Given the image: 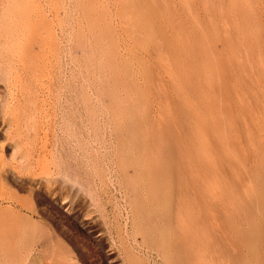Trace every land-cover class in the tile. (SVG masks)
<instances>
[{
  "label": "rangeland",
  "instance_id": "374dc122",
  "mask_svg": "<svg viewBox=\"0 0 264 264\" xmlns=\"http://www.w3.org/2000/svg\"><path fill=\"white\" fill-rule=\"evenodd\" d=\"M244 261L264 264V0H0V264Z\"/></svg>",
  "mask_w": 264,
  "mask_h": 264
},
{
  "label": "bare ground",
  "instance_id": "6f19581e",
  "mask_svg": "<svg viewBox=\"0 0 264 264\" xmlns=\"http://www.w3.org/2000/svg\"><path fill=\"white\" fill-rule=\"evenodd\" d=\"M102 1V0H101ZM121 1V0H120ZM12 4H13V2H11ZM98 3V2H97ZM118 3V2H117ZM124 3V2H123ZM23 4V3H22ZM21 4V5H22ZM37 4V3H36ZM45 4V3H44ZM82 4V3H81ZM86 4V3H85ZM120 5H121V3H119ZM26 5V4H25ZM23 6V5H22ZM45 6V5H44ZM93 6V5H92ZM20 7V6H19ZM21 8H23V7H21ZM25 8V7H24ZM52 8V7H51ZM94 8V7H93ZM119 8V7H118ZM19 9V8H18ZM54 9V8H53ZM95 9V8H94ZM122 9V8H121ZM3 10V9H2ZM20 10V9H19ZM50 10V9H49ZM81 10V9H80ZM86 10V9H85ZM84 10V11H85ZM118 10V9H117ZM104 11V10H103ZM119 11V10H118ZM19 12H21V11H19ZM27 12V11H26ZM25 12V13H26ZM88 12V11H87ZM16 13H18V12H16ZM89 13V12H88ZM98 13V12H97ZM105 13V12H104ZM125 13V12H124ZM102 14V13H101ZM121 14H122V11H121ZM18 15V14H17ZM20 15V14H19ZM55 15V14H54ZM60 15V14H59ZM89 15V14H88ZM119 15V14H118ZM124 15V14H123ZM123 15H122V17H123ZM20 17V16H19ZM49 17V16H48ZM84 17V16H83ZM38 18V17H37ZM59 18V17H58ZM145 18V17H144ZM46 19V18H45ZM109 19V18H108ZM123 19V18H122ZM18 20H20V19H18ZM17 20V21H18ZM121 20V19H120ZM93 21V20H92ZM97 21H99V20H97ZM102 21V20H101ZM104 21V20H103ZM145 21H147V20H145ZM121 22V21H120ZM124 22V21H123ZM43 23V22H42ZM60 23V22H59ZM93 23V22H92ZM100 23V22H99ZM116 23V22H115ZM150 23V22H149ZM87 24V23H86ZM123 25L125 24V23H122ZM10 25V24H9ZM51 25V24H50ZM89 25V24H88ZM128 25V24H127ZM126 25V26H127ZM23 26V25H22ZM52 26V25H51ZM119 26V25H118ZM138 26V25H137ZM145 26V25H144ZM143 26V27H144ZM44 27V26H43ZM104 27H106V26H104ZM111 27V26H110ZM147 27V26H146ZM117 28V27H116ZM128 28V27H127ZM138 28H139V26H138ZM148 28V27H147ZM14 29V28H13ZM21 29V28H20ZM80 29V28H79ZM121 29V28H120ZM146 29V28H145ZM149 29V28H148ZM147 29V30H148ZM22 30V29H21ZM48 30V29H47ZM92 30V29H91ZM103 30V29H102ZM125 30V29H124ZM144 30V29H143ZM15 31V30H14ZM26 31V30H25ZM37 31H38V29H37ZM46 31V30H45ZM56 31V30H55ZM95 31V30H94ZM131 31V30H130ZM88 32H89V30H88ZM117 32V31H116ZM125 32V31H124ZM44 33V32H43ZM139 33V32H138ZM144 33H145V31H144ZM146 33H147V31H146ZM145 33V34H146ZM14 34H16L15 32H14ZM23 34V33H22ZM90 34H92V33H90ZM94 34V33H93ZM115 34V33H114ZM141 34V33H140ZM107 35V34H106ZM138 35V34H137ZM13 36V35H12ZM16 36V35H15ZM101 36V35H100ZM109 36H111V35H109ZM114 36V35H113ZM136 36V35H135ZM39 37V36H38ZM4 38H5V36H4ZM41 38H42V36H41ZM118 38V37H117ZM204 38V37H203ZM14 39V38H13ZM42 39H44V38H42ZM134 39V38H133ZM2 40V39H1ZM6 40V39H5ZM201 40V39H200ZM205 40V39H204ZM19 41V40H18ZM39 41V40H38ZM109 41V40H108ZM119 41V40H118ZM140 41V40H139ZM2 42V41H1ZM11 42V41H10ZM32 42V41H31ZM99 42V41H98ZM203 42V41H202ZM30 43V42H29ZM28 43V44H29ZM39 43V42H38ZM108 43V42H107ZM132 43H134L133 41H132ZM137 43V42H136ZM4 44V43H3ZM40 44H41V42H40ZM103 44V43H102ZM140 44V43H139ZM106 45V44H105ZM109 45H110V43H109ZM127 45V44H126ZM10 46V45H9ZM42 46H44V45H42ZM112 46V45H111ZM45 47V46H44ZM116 47V46H115ZM129 47V46H128ZM43 48V47H42ZM112 48V47H111ZM142 48V47H141ZM40 49V48H39ZM52 49H54V48H52ZM96 49V48H95ZM19 50V49H18ZM10 51V50H9ZM21 51V50H20ZM34 51V50H33ZM99 51V50H98ZM101 51V50H100ZM123 51V50H122ZM108 52V51H107ZM130 52V51H129ZM118 53V52H117ZM137 53V52H136ZM141 53V52H140ZM42 54V53H41ZM40 54V55H41ZM92 54V53H91ZM109 54H110V52H109ZM125 54V53H124ZM102 55V54H101ZM113 55V54H112ZM192 55V54H191ZM98 56V55H97ZM105 56V55H104ZM26 57V56H25ZM37 57V56H36ZM102 58H103V55H102ZM106 58H107V56H106ZM105 58V59H106ZM206 58V57H205ZM57 59V58H56ZM165 59V58H164ZM106 61V60H105ZM14 62V61H13ZM34 62V61H33ZM36 62V61H35ZM39 62V61H38ZM131 62V61H130ZM136 62V61H135ZM165 63V62H164ZM39 64V63H38ZM37 64V65H38ZM118 64V63H117ZM5 65V64H4ZM36 65V66H37ZM180 65V64H179ZM111 66V65H110ZM128 66V65H127ZM206 66V65H205ZM46 67V66H45ZM4 69V68H3ZM35 69V68H34ZM37 69V68H36ZM83 69V68H82ZM85 69H86V67H85ZM33 70V69H32ZM39 70V69H38ZM89 70V69H88ZM41 71V70H40ZM137 71V70H136ZM36 72V71H35ZM71 72V71H70ZM14 73V72H13ZM44 73V72H43ZM37 74V73H36ZM64 74V73H63ZM117 74V73H116ZM39 75V74H38ZM129 75H131V74H129ZM34 76V75H33ZM114 76V75H113ZM25 77V76H24ZM32 77V76H31ZM133 77V76H132ZM34 79H35V77H34ZM84 79V78H83ZM175 81V80H174ZM65 82V81H64ZM82 82V81H81ZM84 82V81H83ZM113 82V81H112ZM108 83V82H107ZM24 84V83H23ZM36 84V83H35ZM106 84V83H105ZM27 85V84H26ZM82 85V84H81ZM34 86V85H33ZM44 86V85H43ZM63 86H65V85H63ZM97 86H99V85H97ZM25 87V86H24ZM82 87V86H81ZM86 89V88H85ZM212 89V88H211ZM81 90V89H80ZM103 90V89H102ZM21 91V90H20ZM106 91V90H105ZM85 93V92H84ZM88 93V92H87ZM86 93V94H87ZM100 93V92H99ZM109 93V92H108ZM81 94V93H80ZM78 95V94H77ZM84 95V94H83ZM88 95V94H87ZM134 96V95H133ZM86 97V96H85ZM184 97V96H183ZM187 97V96H186ZM20 98V97H19ZM43 98V97H42ZM185 98V97H184ZM28 99V98H27ZM71 99V98H70ZM75 99V98H74ZM44 101V100H43ZM70 102V101H69ZM33 103V102H32ZM71 103V102H70ZM82 103V102H81ZM44 104V103H43ZM73 104V103H72ZM15 105V104H14ZM66 105V104H65ZM70 105V104H69ZM76 105V104H75ZM84 105V104H83ZM71 106V105H70ZM88 106V105H87ZM86 107V106H85ZM74 108V107H73ZM11 110V109H10ZM25 111V110H24ZM64 112V111H63ZM66 113V112H65ZM69 113V112H68ZM78 113V112H77ZM24 115V114H23ZM63 114H61V116H62ZM69 115V114H68ZM73 115V114H72ZM86 115H87V113H86ZM63 117V116H62ZM47 118V117H46ZM18 119V118H17ZM64 120H65V118H64ZM108 120V119H107ZM13 122H14V120H13ZM82 122V121H81ZM86 122V121H85ZM89 122V121H88ZM11 123V122H10ZM68 123V122H67ZM96 123V122H95ZM27 124V123H26ZM58 124H60V123H58ZM74 124V123H73ZM29 125V124H28ZM32 125V124H31ZM65 126V125H64ZM69 126V125H68ZM51 127V126H50ZM66 127V126H65ZM62 129V128H61ZM71 129V128H70ZM78 129V128H77ZM53 130V129H52ZM65 130V129H64ZM67 131V130H66ZM72 131V130H71ZM33 132V131H32ZM59 132V131H58ZM73 132H75V131H73ZM47 133V132H46ZM220 133V132H219ZM19 134V133H18ZM59 134V133H58ZM73 134V133H72ZM28 135V134H27ZM41 135V134H40ZM98 135V134H97ZM107 135V134H106ZM113 135V134H112ZM38 136V135H37ZM47 136V135H46ZM58 136V135H57ZM60 136V135H59ZM81 136V135H80ZM45 137V136H44ZM52 137V136H51ZM56 137V136H55ZM69 137V136H68ZM58 138V137H57ZM223 139V138H222ZM11 140V139H10ZM48 140V139H47ZM80 140V139H79ZM79 140H78V142H79ZM224 140V139H223ZM81 142V141H80ZM86 142V141H85ZM104 142V141H103ZM111 142V141H110ZM60 143V142H59ZM84 144V143H83ZM37 145V144H36ZM12 146V145H11ZM39 146V145H38ZM88 146V145H87ZM92 146V145H91ZM203 146V145H202ZM5 147V146H4ZM37 148V147H36ZM83 149V148H82ZM48 150V149H47ZM50 150V149H49ZM103 152V151H102ZM29 153V152H28ZM56 153V152H55ZM38 155V154H37ZM82 155V154H81ZM124 155V154H123ZM30 156V155H29ZM39 156V155H38ZM47 156V155H46ZM44 157V156H43ZM111 157H112V155H111ZM15 158V157H14ZM41 158V157H40ZM45 158V157H44ZM101 160V159H100ZM44 161H46V160H44ZM48 161V160H47ZM92 163V162H91ZM37 165V164H36ZM52 165V164H51ZM37 166H39V164L37 165ZM36 168V167H35ZM45 168H48L47 166L45 167ZM44 168V169H45ZM18 169V168H17ZM68 169V168H67ZM27 170V169H26ZM32 170V169H31ZM100 170V169H99ZM46 171V170H45ZM66 171V170H65ZM156 171V170H155ZM44 172V171H43ZM47 172V171H46ZM94 173V172H93ZM42 174V173H41ZM47 174H50V173H47ZM54 174V173H53ZM235 175V174H234ZM72 176V175H71ZM109 177V176H108ZM88 179V178H87ZM122 179V178H121ZM75 180V179H74ZM90 180V179H89ZM94 182V181H93ZM98 183V182H97ZM94 184V183H93ZM107 184V183H106ZM4 185V184H3ZM6 185V184H5ZM23 185V184H22ZM78 185V184H77ZM87 185V184H86ZM96 185V184H95ZM94 186V185H93ZM86 187V186H85ZM88 187V186H87ZM141 188V187H140ZM94 189V188H93ZM96 191V190H95ZM88 192V191H87ZM126 192V191H125ZM144 192V191H143ZM254 192V191H253ZM2 193V192H1ZM97 193V192H96ZM88 194V193H87ZM94 196V195H93ZM121 196V195H120ZM95 197V196H94ZM145 197V196H144ZM98 198V197H97ZM45 199V198H44ZM97 200V199H96ZM101 200V199H100ZM100 205V204H99ZM103 205V204H102ZM97 206V205H96ZM101 206V205H100ZM179 208V207H178ZM121 210V209H120ZM124 210H126V209H124ZM116 214V213H115ZM119 214V213H118ZM185 215V214H184ZM178 217V216H177ZM180 217V216H179ZM115 220V219H114ZM89 221V220H88ZM126 222H127V220H126ZM133 222V221H132ZM45 225V224H44ZM53 227V226H52ZM197 233H198V229L197 228H195L194 229V231H193V234H196L197 235ZM199 234V233H198ZM57 237V236H56ZM61 237V236H60ZM59 236L57 237V253L55 254L56 255V257H58V258H60V257H64L65 255H68L71 251H70V248H68V247H66L65 245V243H64V245L62 244V240H59V238H60ZM123 239V238H122ZM196 239L197 238H193V240H194V243L191 245H189V250H191V252H192V255H193V258H194V260L196 261V263L197 262H200L201 260H202V258H203V256H204V254H205V251H206V249H204L203 247H201V244H199V243H197V241H196ZM65 241V240H64ZM103 241V240H102ZM196 242V243H195ZM124 243V242H123ZM68 246V245H67ZM205 250H203V249ZM55 249V248H54ZM139 251V250H138ZM136 254V253H135ZM186 254V253H185ZM30 255V254H29ZM55 255H53V256H55ZM70 256V255H69ZM37 257V256H36ZM66 257V256H65ZM188 257V256H187ZM67 258V257H66ZM79 258V257H78ZM152 258V257H151ZM48 259V258H47ZM55 259H57V258H55ZM81 259V258H80ZM129 259V258H128ZM69 260V259H68ZM208 260V259H207ZM31 261V260H30ZM29 261V262H30ZM79 261V260H78ZM61 263V262H60ZM243 264H248V262L247 261H244L243 262Z\"/></svg>",
  "mask_w": 264,
  "mask_h": 264
}]
</instances>
